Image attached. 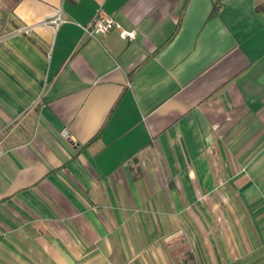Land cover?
Listing matches in <instances>:
<instances>
[{"label": "crops", "instance_id": "0c3cea01", "mask_svg": "<svg viewBox=\"0 0 264 264\" xmlns=\"http://www.w3.org/2000/svg\"><path fill=\"white\" fill-rule=\"evenodd\" d=\"M262 3H0V264H264Z\"/></svg>", "mask_w": 264, "mask_h": 264}, {"label": "built area", "instance_id": "2783aa9c", "mask_svg": "<svg viewBox=\"0 0 264 264\" xmlns=\"http://www.w3.org/2000/svg\"><path fill=\"white\" fill-rule=\"evenodd\" d=\"M64 22H66V18L63 16L60 7L54 11L52 16L42 21L43 24L49 25L52 28H57ZM114 27L119 29V35L122 38L132 39L135 35V31L133 30L122 29L115 19L102 8L97 10L91 17L85 30L90 36L95 37L97 34L105 33ZM24 30H26V28ZM62 135H68L66 130L62 131Z\"/></svg>", "mask_w": 264, "mask_h": 264}, {"label": "trees", "instance_id": "16d2710c", "mask_svg": "<svg viewBox=\"0 0 264 264\" xmlns=\"http://www.w3.org/2000/svg\"><path fill=\"white\" fill-rule=\"evenodd\" d=\"M20 0H0V3L7 8H13ZM257 8H264V3L257 5Z\"/></svg>", "mask_w": 264, "mask_h": 264}]
</instances>
